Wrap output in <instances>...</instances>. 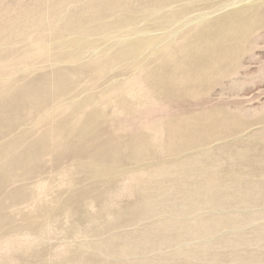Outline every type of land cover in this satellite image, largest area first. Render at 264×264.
<instances>
[{
    "label": "rangeland",
    "instance_id": "374dc122",
    "mask_svg": "<svg viewBox=\"0 0 264 264\" xmlns=\"http://www.w3.org/2000/svg\"><path fill=\"white\" fill-rule=\"evenodd\" d=\"M0 264H264V0H0Z\"/></svg>",
    "mask_w": 264,
    "mask_h": 264
},
{
    "label": "water",
    "instance_id": "95a60500",
    "mask_svg": "<svg viewBox=\"0 0 264 264\" xmlns=\"http://www.w3.org/2000/svg\"><path fill=\"white\" fill-rule=\"evenodd\" d=\"M142 36H144L145 38V41H146L145 44L147 48L158 43L155 39L148 37L147 33H143ZM122 41H124V39H122Z\"/></svg>",
    "mask_w": 264,
    "mask_h": 264
},
{
    "label": "bare ground",
    "instance_id": "6f19581e",
    "mask_svg": "<svg viewBox=\"0 0 264 264\" xmlns=\"http://www.w3.org/2000/svg\"><path fill=\"white\" fill-rule=\"evenodd\" d=\"M201 71V70H200ZM202 72V71H201ZM95 141V137H92L91 138V142H94Z\"/></svg>",
    "mask_w": 264,
    "mask_h": 264
}]
</instances>
